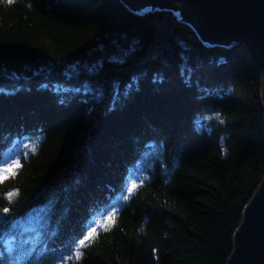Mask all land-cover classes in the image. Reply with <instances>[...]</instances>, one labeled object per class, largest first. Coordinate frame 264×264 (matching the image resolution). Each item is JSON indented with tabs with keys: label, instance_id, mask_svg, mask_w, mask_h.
Returning a JSON list of instances; mask_svg holds the SVG:
<instances>
[{
	"label": "trees",
	"instance_id": "obj_1",
	"mask_svg": "<svg viewBox=\"0 0 264 264\" xmlns=\"http://www.w3.org/2000/svg\"><path fill=\"white\" fill-rule=\"evenodd\" d=\"M262 77L170 11L0 0V168L35 141L0 181V264H227L264 179Z\"/></svg>",
	"mask_w": 264,
	"mask_h": 264
},
{
	"label": "water",
	"instance_id": "obj_2",
	"mask_svg": "<svg viewBox=\"0 0 264 264\" xmlns=\"http://www.w3.org/2000/svg\"><path fill=\"white\" fill-rule=\"evenodd\" d=\"M120 1L133 12H173L207 43L243 44L252 63L262 72L264 103V0ZM227 264H264V179L244 211Z\"/></svg>",
	"mask_w": 264,
	"mask_h": 264
},
{
	"label": "rangeland",
	"instance_id": "obj_3",
	"mask_svg": "<svg viewBox=\"0 0 264 264\" xmlns=\"http://www.w3.org/2000/svg\"><path fill=\"white\" fill-rule=\"evenodd\" d=\"M34 144H35L34 140L27 138L23 142H21L18 146L13 148L11 150V152L5 158L4 164L2 165L0 170H3L5 168L9 167V165L12 164L14 161H17V160L19 161L20 156L22 157V156L28 155V152L33 149ZM140 177H141V173H140V170H138L136 177H135V180L137 178L139 179ZM115 208H117V207H114L113 210ZM111 214H112V212L108 213L104 217H100V218L94 220L91 224V229L93 227H96L97 230L102 228L107 222H109V221H107V217ZM43 220H44L43 211L39 212V210H35V211H32L31 213H29L25 218H21L20 220L15 221L13 224H11L9 231L5 235L4 239H5L6 246L10 248L11 244L16 239L23 238L27 235H33V234L36 235V233L42 227H44ZM98 225H99V227H98ZM91 229H90V231H91ZM28 238H30V237L28 236ZM74 249L70 252L68 257L70 255H72L73 257L75 256ZM68 257L65 258L64 261H69Z\"/></svg>",
	"mask_w": 264,
	"mask_h": 264
},
{
	"label": "snow or ice",
	"instance_id": "obj_4",
	"mask_svg": "<svg viewBox=\"0 0 264 264\" xmlns=\"http://www.w3.org/2000/svg\"><path fill=\"white\" fill-rule=\"evenodd\" d=\"M13 0H8V3H12ZM20 166V162L17 160V161H14L12 164L9 165V167L3 169V170H0V181H2L3 179H5L7 177V174L9 173H12L14 174V169L18 168ZM137 187V185L133 184L132 185V188L129 189V193H131L132 190H134L135 188ZM12 195H15V194H10L9 195V198L11 199ZM7 211V209L5 210ZM116 213L113 212L111 215H109L107 217V221L109 222H114V217H115ZM99 227V225H98ZM97 234V228L96 227H93L91 229V231H88L85 236L83 237V239H80L78 241V244L77 246L75 247L74 249V252H75V256L73 257L72 255H70L68 257L69 260H72V259H76V260H79L82 256H83V252L80 250L82 249L83 247H86L87 246V243L90 242L94 235Z\"/></svg>",
	"mask_w": 264,
	"mask_h": 264
}]
</instances>
